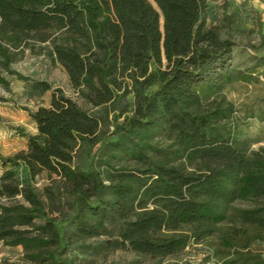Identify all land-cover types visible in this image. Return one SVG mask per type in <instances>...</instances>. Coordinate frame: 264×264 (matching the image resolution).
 <instances>
[{
	"label": "trees",
	"instance_id": "1",
	"mask_svg": "<svg viewBox=\"0 0 264 264\" xmlns=\"http://www.w3.org/2000/svg\"><path fill=\"white\" fill-rule=\"evenodd\" d=\"M209 1L0 0V83L3 71L28 80L13 64L44 53L101 109L58 88L30 111L36 133L0 155V242L31 264H75L67 245L115 224L110 250L166 258L217 236L220 264H264L251 248L264 241V146L237 131L225 93L236 42L204 19ZM53 185L72 196L70 215Z\"/></svg>",
	"mask_w": 264,
	"mask_h": 264
},
{
	"label": "rangeland",
	"instance_id": "2",
	"mask_svg": "<svg viewBox=\"0 0 264 264\" xmlns=\"http://www.w3.org/2000/svg\"><path fill=\"white\" fill-rule=\"evenodd\" d=\"M209 26L221 27L222 36L230 35L236 42L232 61V81L225 93L234 102L236 126L239 135L248 139L253 149L264 146V0H210L203 14ZM13 69L27 76L28 80L6 71L2 74L9 84L0 83V155L8 156L27 145V134L36 133L30 111L41 106H50L54 91L64 94L90 112L101 111L86 102L71 85L65 68L54 63L47 55L27 51L24 58L13 64ZM45 81L50 88L43 90L37 82ZM132 110L133 95L128 97ZM131 104V105H130ZM85 149L79 152L77 162L85 163ZM3 168L0 163V175ZM53 184L51 177L42 173L35 186L45 195V186ZM55 187V188H54ZM63 212L72 213V196L68 191L53 185ZM4 202H10L4 199ZM247 206L246 203H237ZM58 215L57 212L54 213ZM110 236L90 239H75L67 245L66 256L75 264H220V239L210 237L201 243H192L177 255L153 259L126 248L107 249L106 241L118 236L115 224ZM251 248L264 256V241H256ZM0 264H31L24 257L20 246H8L0 242Z\"/></svg>",
	"mask_w": 264,
	"mask_h": 264
}]
</instances>
